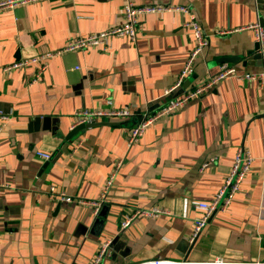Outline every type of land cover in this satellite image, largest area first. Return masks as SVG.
Returning a JSON list of instances; mask_svg holds the SVG:
<instances>
[{"label":"crops","instance_id":"crops-1","mask_svg":"<svg viewBox=\"0 0 264 264\" xmlns=\"http://www.w3.org/2000/svg\"><path fill=\"white\" fill-rule=\"evenodd\" d=\"M128 2L184 7L202 26L208 45L196 57L188 88L224 65L264 74V66L243 65L256 44L245 28L264 26V0H36L1 11L0 112L10 120L0 136V264H93L107 242L100 264L263 263L264 80L227 78L128 146L131 130L169 101L165 92L197 47L185 27L188 13L146 15L134 42L114 37L105 50L88 47L47 60L31 87L40 65L5 71L121 25ZM228 57L240 60L224 63ZM108 107L129 109L132 117L94 122L108 124L79 133L54 164L38 156L62 150L76 111ZM239 150L252 154V171L230 208L212 216L191 243L200 205L221 189ZM119 158L123 167L98 216L90 206L51 198L55 187L97 200ZM152 208L167 214L122 228L126 216Z\"/></svg>","mask_w":264,"mask_h":264},{"label":"built area","instance_id":"built-area-1","mask_svg":"<svg viewBox=\"0 0 264 264\" xmlns=\"http://www.w3.org/2000/svg\"><path fill=\"white\" fill-rule=\"evenodd\" d=\"M31 1L36 0H0V12L7 9H12L18 5L25 4ZM172 12H185L189 14V20L186 22L185 27L192 31L195 40L197 42V47L193 51L192 55L187 60L183 70L181 71L177 82L173 87L165 92V95L169 97V101L155 114L145 116L142 121L134 127L128 139V146H132L140 140V138L144 135L146 129L155 121L167 116L174 114L181 110L187 103L190 101L202 96L210 89L215 87L220 82H223L227 78L233 77L237 80H264V74H239L237 68L235 66L224 65L220 69V71L212 76H209L205 81L194 85L190 88H185V90L180 94V96L172 98V95L179 89L183 87L186 80L194 71V62L196 57L201 52V50L208 45L204 31L202 30V26L196 21L194 15L189 12L184 7H172L163 4H154V5H146V6H138L132 2H128L125 4L123 9V22L121 25H116L110 27L102 32L94 33L87 36H81L76 39L70 41L66 47L62 50L47 53L41 57H34L27 60L17 61L10 66L5 67V71H11L15 69H21L32 64L40 65L37 69L34 79L30 84V87L33 86L41 77L42 73L48 68V64L45 62L54 57L62 55L64 53H69L78 50H84L88 47H97L107 49L110 45V39L114 37L118 38H126L130 41H136L138 34V27L140 18L146 15L152 14H163V13H172ZM246 30H250L254 33V37L256 43L261 45V48L264 50V26L261 22H257L253 25H250L245 28ZM132 117V113L129 109H114L111 107L105 109H80L75 112V125L73 128L91 124L99 120L110 121L113 119H129ZM9 117L2 114L0 112V136L3 132V129L6 123L9 121ZM81 147L80 144H75V149ZM38 156L43 159L49 161L51 159V155L46 153H39ZM254 158L249 151L239 150L234 158L233 165L230 169V172L227 178L224 181L223 186L214 196V198L209 203H203L200 205V208L203 209V214L194 222L192 235L190 238V242L194 243L204 228L209 223L212 216H214L218 212H226L232 203L234 202L236 196L240 193L242 189V184L246 178V176L252 171ZM123 160L121 158L117 159L114 164L113 170L109 173L104 186L102 188V193L100 197L95 200H84V199H75L68 196L65 192H56L55 187H51V198L56 199V201L67 203V204H77L79 206H90L93 209V213L95 216L99 215L100 209L102 205L105 203L111 189L113 188L117 176L119 175L120 170L123 167ZM208 164L204 165L206 167ZM167 214V211L158 208H152L149 210L139 209L134 211L131 215L126 216L124 221L122 222V228L127 229L131 223L137 218H145V219H153L157 218L160 215ZM110 242L105 243L99 250L93 264H100L102 259L107 255L108 248L110 246ZM139 264H191L186 262L179 261H171L165 259H154L149 261H144ZM201 264H233L227 263L223 260H214L207 263ZM245 264H264L261 262H253V263H245Z\"/></svg>","mask_w":264,"mask_h":264},{"label":"water","instance_id":"water-1","mask_svg":"<svg viewBox=\"0 0 264 264\" xmlns=\"http://www.w3.org/2000/svg\"><path fill=\"white\" fill-rule=\"evenodd\" d=\"M238 60H240V58L228 57V58H224L223 62L233 64L237 62ZM250 64L258 65L259 67L264 66V50L261 48V45L259 43H256L254 46V49L251 51H248L246 54V59L243 62V65L246 66ZM185 88H187V82L184 84L183 89L180 91L179 95L183 92ZM107 124H108L107 122L106 123L105 122L104 123H91V124H85V125H80V126L75 127L66 137L65 144L62 150L52 155L50 162H52L53 164L56 163L63 153L68 155L69 154L68 144H72L74 141V138L79 133H85L88 129L97 127L99 125H107Z\"/></svg>","mask_w":264,"mask_h":264},{"label":"rangeland","instance_id":"rangeland-1","mask_svg":"<svg viewBox=\"0 0 264 264\" xmlns=\"http://www.w3.org/2000/svg\"><path fill=\"white\" fill-rule=\"evenodd\" d=\"M127 123H128V124H131V122H130V121H128Z\"/></svg>","mask_w":264,"mask_h":264}]
</instances>
